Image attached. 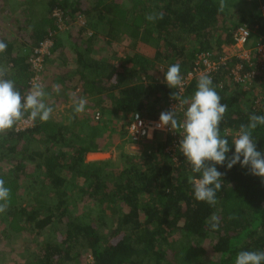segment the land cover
I'll use <instances>...</instances> for the list:
<instances>
[{
	"label": "trees",
	"instance_id": "1",
	"mask_svg": "<svg viewBox=\"0 0 264 264\" xmlns=\"http://www.w3.org/2000/svg\"><path fill=\"white\" fill-rule=\"evenodd\" d=\"M225 3L221 12L220 0H0L6 78L22 94L30 91V59L51 38L45 63L68 47L69 57L60 61L73 63L71 84L91 102V113L85 106L64 121L37 118L31 128L15 125L0 134V179L10 189L8 210L0 213V264H234L239 251H264V177L239 163L230 170L217 165L222 188L210 206L194 198L179 133L136 140L125 126L137 113L157 118L172 110L169 103L178 102L173 92L190 99L200 77L199 54L213 51L218 60L238 27L253 28L257 44L264 0ZM161 12L163 19H146ZM58 20L75 30L58 36ZM176 63L183 87L171 89L163 72ZM231 77L225 71L212 77L228 105L220 127L230 145L250 114L264 115L263 87L245 88ZM64 80L60 103L76 90ZM186 108L179 103L178 120ZM253 137L264 151V126ZM115 146L119 162L87 159ZM213 213L217 230L206 224Z\"/></svg>",
	"mask_w": 264,
	"mask_h": 264
},
{
	"label": "clouds",
	"instance_id": "2",
	"mask_svg": "<svg viewBox=\"0 0 264 264\" xmlns=\"http://www.w3.org/2000/svg\"><path fill=\"white\" fill-rule=\"evenodd\" d=\"M225 7V0H220L219 11L223 12ZM146 19L149 21L163 19V13L149 14ZM6 49L7 44L0 41V53L5 52ZM163 73V82L169 88L183 87L180 64L170 65ZM7 75V69L0 66V134L12 130L26 115L30 120L39 118L40 121L47 122L51 118L53 108L45 102L48 93L44 91L43 86L34 84L30 91L22 94L16 87L15 81L6 78ZM54 90L59 92V86H55ZM171 98L178 102L169 103V107L174 103V108L161 112L155 127L167 128L173 132L163 133L164 135L176 136L179 133L178 149L191 167L192 174L188 176V183L192 185L194 198L197 201L205 202L213 207L216 205V193L222 188L221 179L224 176L217 165L226 166L230 170L239 163L241 167H247L251 174L264 177V151L257 150V140L253 137V131L258 125L264 126V115L250 114L249 123L240 125L230 145L227 135H221L220 127L228 105L221 103L222 98L213 87L210 76L201 75L198 78L196 91L190 99L180 100L177 92H173ZM86 103L84 98L77 100L75 112L82 113ZM179 103L187 105L182 121L177 119L175 112ZM136 119H139L138 113ZM151 132L152 129L146 132L149 138H151ZM233 145L235 150L229 156ZM9 205L10 189L5 186V181L0 179V213H5ZM219 223V217L215 213L206 220V224L212 230H217ZM234 264H264V251H239Z\"/></svg>",
	"mask_w": 264,
	"mask_h": 264
},
{
	"label": "built area",
	"instance_id": "3",
	"mask_svg": "<svg viewBox=\"0 0 264 264\" xmlns=\"http://www.w3.org/2000/svg\"><path fill=\"white\" fill-rule=\"evenodd\" d=\"M252 1V0H250ZM264 9V7H263ZM61 17V14H55ZM253 28L248 25L240 26L233 33V42L223 47V53L216 59L215 54L212 52H202L199 54L197 60V68L199 75H208L211 78L213 75L219 74L222 71L227 72L234 82L243 84L245 88L257 84L258 88L263 87L262 95L259 99L264 97V34L254 47L248 48L247 45L251 40ZM53 46V40L47 38L40 42L38 47L35 48L33 56L30 59L31 65L34 70V76L30 80L31 89L34 84H40L44 88L42 76L45 70L46 57L50 56L51 48ZM261 79V80H259ZM258 90H256V98L258 97ZM175 104H171L170 108H174ZM141 121L143 122L141 124ZM159 122L158 118H145L139 115V119L136 116L133 119L126 121V129L128 133L139 140L141 138H149L146 132L152 129L151 138H154L156 132L160 133H173L166 129L156 128L155 125ZM35 121L30 120L27 116L18 122L17 129H27L33 127Z\"/></svg>",
	"mask_w": 264,
	"mask_h": 264
},
{
	"label": "rangeland",
	"instance_id": "4",
	"mask_svg": "<svg viewBox=\"0 0 264 264\" xmlns=\"http://www.w3.org/2000/svg\"><path fill=\"white\" fill-rule=\"evenodd\" d=\"M59 23V29H60V37L65 38L66 37V31L69 28L75 30L72 26H68L67 24H63L60 20H58ZM89 27V26H88ZM89 32H91V28H88ZM100 38V37H98ZM102 40V39H99ZM64 43V41H63ZM255 46V38H251L250 42L248 43L247 47L251 48ZM63 49V48H62ZM69 49L68 47L64 48V52L65 54H60V52H55L52 56V59L48 60L47 64L45 65V70L43 72V84H44V88H48L47 90L50 91V94L48 95V98H45V102L52 107V104L54 107L53 108V112L51 115L50 119H53L55 122H57L60 119H63V121L71 116H69V114L71 113H76L75 111L72 110V107L76 105V101L79 100L81 97V93H80V87H77L76 85V76L73 77V72H74V65L73 63L70 64V62L64 61L63 63L60 61V57H62L61 59L66 58L67 54H69V51L67 50ZM59 58H56L58 57ZM69 57V55L67 56ZM67 59V58H66ZM62 78H65L64 81H66V83H68L71 86V92L73 91V87H75L74 89H76L75 91H73V95L72 97H67L66 99L68 101L60 103V100L62 98H64L65 96H63V91L61 90L62 88V83L59 82V80H61ZM63 81V82H64ZM71 82L73 84H71ZM59 86V92L55 91L54 88L55 86ZM86 106L89 107V112L91 113V102L90 100H86ZM67 123V122H66ZM119 142V141H118ZM128 146L127 149H132L131 144H127ZM117 146L114 147V149L109 150V151H104V152H95V153H90L87 155V159L88 160H103V159H111L113 162H119L117 160V156H118V150L116 148ZM136 149H139L140 147L134 146ZM1 228V227H0ZM5 243H8L7 241H3L2 245H4ZM206 247H209V243H205ZM2 248V246H1ZM23 264V263H20Z\"/></svg>",
	"mask_w": 264,
	"mask_h": 264
},
{
	"label": "crops",
	"instance_id": "5",
	"mask_svg": "<svg viewBox=\"0 0 264 264\" xmlns=\"http://www.w3.org/2000/svg\"><path fill=\"white\" fill-rule=\"evenodd\" d=\"M250 98L253 100L255 98V93H252Z\"/></svg>",
	"mask_w": 264,
	"mask_h": 264
}]
</instances>
